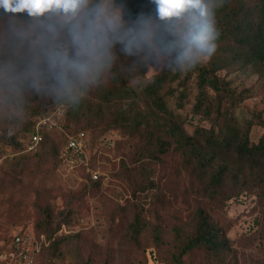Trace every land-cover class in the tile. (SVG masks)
Instances as JSON below:
<instances>
[{
  "label": "rangeland",
  "instance_id": "rangeland-1",
  "mask_svg": "<svg viewBox=\"0 0 264 264\" xmlns=\"http://www.w3.org/2000/svg\"><path fill=\"white\" fill-rule=\"evenodd\" d=\"M5 32L1 21L0 37ZM173 35L178 42L179 37ZM153 45L163 64L165 58ZM226 46H233V53L239 50L234 42H227ZM205 62L206 59L200 63ZM154 72L150 68L146 76L149 78ZM225 73L222 70L218 75ZM226 76L231 89L245 93L244 100L234 104L222 99L218 114L214 110L218 97L208 89L203 98H208L214 107L205 118L194 114L197 90L188 88L186 103L174 114L179 116L187 135L198 129L217 134L226 124L242 130L249 122L248 144L262 142L264 152V115L262 121L258 119L264 110V82L254 70H244L239 65H230ZM12 81L13 75L0 77V86H9ZM139 106L144 108L141 103ZM65 111L62 106L48 108L43 119L36 118V134L39 136L37 132L44 129L63 139L69 136L72 125L63 121ZM83 139L88 145L83 169L76 167L79 163L73 167L55 160L46 163L39 175L32 171V157L22 155L24 150L3 148L0 253L9 248L11 236L20 232L41 243V256L35 264H173V257L194 234L196 212L202 210L206 219L222 231L228 249L213 257L205 250H192L182 256L180 264H264V155L260 158L261 167L250 170L232 151L222 152V164L228 163V170L222 175L221 186L207 193L198 192L195 183L189 188L188 181L182 179L185 175L178 176L182 158L176 145H172L162 163L149 166L151 174L145 179V175L138 174L134 162L135 148L141 143L135 133L104 129L97 123L90 126ZM65 146L60 158L66 152ZM239 168L242 169L237 173ZM93 175L97 178L93 179ZM95 182L98 187H93ZM133 188L137 190L132 191ZM46 205L52 218L50 229L58 215L67 211L70 218L69 224L61 225L51 237L57 244L53 252L46 247L49 240L41 231L47 219L43 213ZM135 215L144 223L137 241L131 239L128 228ZM153 229L159 231L158 244L154 242Z\"/></svg>",
  "mask_w": 264,
  "mask_h": 264
},
{
  "label": "trees",
  "instance_id": "trees-1",
  "mask_svg": "<svg viewBox=\"0 0 264 264\" xmlns=\"http://www.w3.org/2000/svg\"><path fill=\"white\" fill-rule=\"evenodd\" d=\"M95 2L99 3V0ZM207 4L215 13V27L219 33L215 41L217 47L205 64L199 62L190 71H180L173 63L175 53L168 55L163 50L164 45L176 42L173 32H164L162 36L158 32L153 44L160 56L165 58L163 64L158 61L152 47L145 45L128 54L123 50V45L117 42L111 49L107 66L101 69L95 80L78 85L74 93L78 97L76 101L52 91L47 82L36 89L31 86L30 79L19 74L13 75L14 81L9 86H0V155L5 147L17 152L24 150L22 155L32 157V171L39 175L50 161L65 162L72 157L76 158L70 150L60 158L63 146H67L70 138L76 135L83 137L92 124L99 123L104 129L119 128L123 132L137 135L141 143L135 148L134 162L138 174L145 175V179L151 174L149 166L162 163L172 145H176L182 158V170L176 171L178 176L184 174L182 179L188 181V187L195 183L198 192L212 193L221 186L222 175L228 170V163L222 164L221 154L224 151H232L250 170L261 167L263 143L258 142L252 146L248 144L249 122L242 130L226 124L224 130H218L217 134L198 129L193 135H187L182 129L179 116L174 114L186 103L188 88L197 90L196 102L193 104L194 114L205 118L214 107L208 98H203L208 94V89L218 97L219 104L214 107L217 113L222 99L234 104L244 100L245 93L237 88H230L226 76L230 65H239L244 70L250 68L264 82V0H223L222 6H218L220 0H208ZM121 5L124 8L125 28H135L136 18L139 16L163 23L156 16V5L151 0H115L113 7ZM0 16H3L2 10ZM1 21L5 24L6 31L13 24L19 26V21L12 20L10 23L7 19H0ZM173 24L174 28L179 25L177 22ZM227 42H234L239 50L233 53V46L227 47ZM6 56L7 51L0 47V59ZM15 62L18 73L22 72L27 63L26 58L17 56ZM150 68L155 72L148 78L146 73ZM222 70L226 73L218 75ZM140 103L143 109L140 108ZM53 106L64 107L66 111L63 121L66 125H72V132L63 139L55 132L41 129L37 132L40 140L29 150L32 137L37 135L34 130L36 118H42L44 112ZM263 115L264 110L258 115L260 121ZM82 142L85 145V157L88 145L86 140L83 139ZM82 164L84 163H79L76 167L83 169ZM97 185L98 182L93 183V187H98ZM134 190L137 189L133 188L132 191ZM49 209L48 205L43 209L47 219L41 231L49 240L46 247L53 252L56 251L57 244L51 237L59 231L61 225H68L70 218L67 211L58 215V221L50 229L52 218ZM196 217L194 234L188 237L181 251L173 257V264H180L182 256L192 250H205L213 257L228 249L222 231L206 219L202 210L196 212ZM143 227L142 219L137 215L133 216L128 227L131 239L137 241ZM153 230L154 242L158 244L159 231ZM40 254L34 256L33 264L38 261Z\"/></svg>",
  "mask_w": 264,
  "mask_h": 264
},
{
  "label": "clouds",
  "instance_id": "clouds-1",
  "mask_svg": "<svg viewBox=\"0 0 264 264\" xmlns=\"http://www.w3.org/2000/svg\"><path fill=\"white\" fill-rule=\"evenodd\" d=\"M151 2L163 23L139 16L135 28H125L123 5L113 8L115 0H0V19L19 21L0 37V46L7 51L0 59V77L19 74L36 89L47 82L52 91L76 101L78 85L95 80L115 43L128 54L145 45L154 47L158 32L161 36L173 32V22L180 25L173 32L179 40L163 50L175 53L173 63L180 71H190L212 56L219 33L206 0ZM21 55L27 63L18 73L15 60Z\"/></svg>",
  "mask_w": 264,
  "mask_h": 264
},
{
  "label": "built area",
  "instance_id": "built-area-1",
  "mask_svg": "<svg viewBox=\"0 0 264 264\" xmlns=\"http://www.w3.org/2000/svg\"><path fill=\"white\" fill-rule=\"evenodd\" d=\"M80 136V138L78 137ZM40 140L38 135L32 137V143H37ZM33 145L29 146V150L33 149ZM85 145L82 142V136L76 135L74 138H70L66 151H72L76 158L67 159L65 162L71 163L74 167L77 162L84 163L83 149ZM66 152L62 155L65 156ZM96 175H93V179H96ZM41 243L34 240L20 232H15L12 235L9 248L0 253V264H33L34 255L38 253Z\"/></svg>",
  "mask_w": 264,
  "mask_h": 264
}]
</instances>
